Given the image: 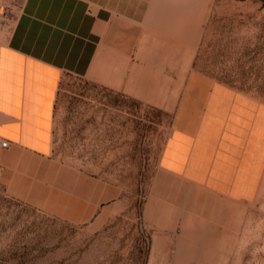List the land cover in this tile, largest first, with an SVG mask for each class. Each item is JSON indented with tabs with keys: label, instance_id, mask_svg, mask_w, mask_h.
<instances>
[{
	"label": "rangeland",
	"instance_id": "1",
	"mask_svg": "<svg viewBox=\"0 0 264 264\" xmlns=\"http://www.w3.org/2000/svg\"><path fill=\"white\" fill-rule=\"evenodd\" d=\"M143 2L130 88L66 74L54 110L52 158L112 201L73 225L0 179V264H264V0Z\"/></svg>",
	"mask_w": 264,
	"mask_h": 264
},
{
	"label": "crops",
	"instance_id": "2",
	"mask_svg": "<svg viewBox=\"0 0 264 264\" xmlns=\"http://www.w3.org/2000/svg\"><path fill=\"white\" fill-rule=\"evenodd\" d=\"M119 4L23 0L9 34L0 38V140L9 142L0 153L1 181L12 196L73 225L94 220L113 197L97 179L52 158L57 93L66 74L130 88V60L145 37L144 2ZM184 145L185 165L194 159L208 169L207 152L192 158L199 150Z\"/></svg>",
	"mask_w": 264,
	"mask_h": 264
},
{
	"label": "built area",
	"instance_id": "3",
	"mask_svg": "<svg viewBox=\"0 0 264 264\" xmlns=\"http://www.w3.org/2000/svg\"><path fill=\"white\" fill-rule=\"evenodd\" d=\"M8 146H9L8 140H5V139L0 140V153L2 150L8 148ZM1 177H2V165L0 164V179Z\"/></svg>",
	"mask_w": 264,
	"mask_h": 264
}]
</instances>
